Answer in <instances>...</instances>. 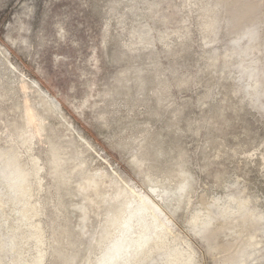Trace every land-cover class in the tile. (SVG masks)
I'll use <instances>...</instances> for the list:
<instances>
[{
  "label": "rangeland",
  "instance_id": "obj_1",
  "mask_svg": "<svg viewBox=\"0 0 264 264\" xmlns=\"http://www.w3.org/2000/svg\"><path fill=\"white\" fill-rule=\"evenodd\" d=\"M110 256L264 264V0H0V264Z\"/></svg>",
  "mask_w": 264,
  "mask_h": 264
},
{
  "label": "bare ground",
  "instance_id": "obj_2",
  "mask_svg": "<svg viewBox=\"0 0 264 264\" xmlns=\"http://www.w3.org/2000/svg\"><path fill=\"white\" fill-rule=\"evenodd\" d=\"M44 96L46 97V99L56 108L59 109V105L58 103L53 100V98H51L48 94H45L43 92ZM146 201V200H145ZM142 198H140V205L139 207H137L134 211H131L129 213V217H127L124 222H123V231L121 233L120 236V242L124 243L127 240V235L130 231V229L132 228L131 226V219L132 218H137L138 222H144L145 221V217H144V212L149 210V207L147 206L146 202H145ZM127 204V203H126ZM128 206V205H126ZM125 207V206H124ZM129 207V206H128ZM127 208V207H126ZM133 210V209H132ZM150 213V212H149ZM148 217V216H147ZM152 218L154 220V222L157 223V218L156 216H154V214L152 215ZM152 220V219H151ZM160 221V220H159ZM136 222V220H135ZM159 223V222H158ZM157 223V224H158ZM162 223V222H161ZM137 224V223H136ZM161 225V224H159ZM138 226H141L140 224ZM158 225H142V227L140 228L139 234H142V237H140L138 240L134 241L136 244V248H142L143 244H146L152 237V235L154 234L155 229H157ZM153 239V238H152ZM132 247V246H131ZM122 248L125 249V247H122V244H117L116 246H114L115 249V254L119 255L120 251L122 250ZM135 253V252H134ZM134 255V254H133ZM114 257L110 256L109 258H107L105 261L101 262V264H111L112 260ZM119 259V258H118Z\"/></svg>",
  "mask_w": 264,
  "mask_h": 264
}]
</instances>
